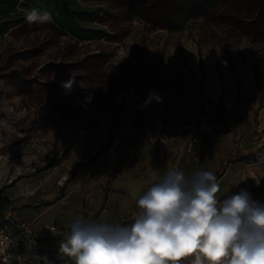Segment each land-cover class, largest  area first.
Segmentation results:
<instances>
[{
    "label": "rangeland",
    "instance_id": "obj_1",
    "mask_svg": "<svg viewBox=\"0 0 264 264\" xmlns=\"http://www.w3.org/2000/svg\"><path fill=\"white\" fill-rule=\"evenodd\" d=\"M83 4L102 6L108 14L94 23L115 32L112 36L118 39L75 44L48 23L0 36V214L13 200L24 199L17 206L27 211L35 202L68 194L62 211L42 214L46 222L39 231L30 220L20 221L29 224L34 246L39 237L65 236L78 215L86 218L82 200L87 194L99 184L110 187L113 175L140 150L174 134L200 151L209 141L219 140L226 148L217 169L220 177L233 164L231 175L241 180L229 181L237 186L232 195L243 189L264 202V186L255 189L264 181V161L250 163L255 152L264 155V26L254 35L248 33L259 16L248 1L232 2L219 13L193 18L172 30L162 16H152L149 22L132 13L120 15L107 0ZM60 65L72 68L59 73ZM114 65L120 66L122 82L117 104L109 107L113 94L104 80ZM152 65L175 67L177 89H126L124 79L132 81ZM88 70L96 75L90 94ZM72 77L79 79L75 97L53 87ZM217 77L219 98L210 84ZM149 93L162 97V102L152 100L145 106ZM205 100L221 101V107ZM202 121L212 124V134L200 132ZM139 138L144 145L137 143ZM48 164L51 167L43 169ZM52 225L57 234L48 231ZM184 261L194 264L195 255L182 257L178 264Z\"/></svg>",
    "mask_w": 264,
    "mask_h": 264
},
{
    "label": "clouds",
    "instance_id": "obj_2",
    "mask_svg": "<svg viewBox=\"0 0 264 264\" xmlns=\"http://www.w3.org/2000/svg\"><path fill=\"white\" fill-rule=\"evenodd\" d=\"M29 25L53 23L50 11L25 9ZM72 77L62 86L70 90ZM162 97L149 93L145 106ZM219 184L209 170L186 176L169 169L138 199L139 211L121 226L77 217L59 246L67 264H178L195 255L194 264H264V202L250 193L217 197ZM43 264H54L46 256Z\"/></svg>",
    "mask_w": 264,
    "mask_h": 264
},
{
    "label": "trees",
    "instance_id": "obj_3",
    "mask_svg": "<svg viewBox=\"0 0 264 264\" xmlns=\"http://www.w3.org/2000/svg\"><path fill=\"white\" fill-rule=\"evenodd\" d=\"M97 1L99 3L106 0H0V36H4L14 30L24 29L30 26L25 20V9L33 7L41 10L50 11L53 15V23L48 25L60 32L64 37H68L72 42L78 44L85 41L101 40L104 38L118 39L112 36L115 32H111L106 27L94 23V19H101L105 13L102 6H87L83 2ZM120 15L132 13L144 20L152 22V16H162L166 22V28L177 29L185 25V23L193 18L205 17L211 13H219L230 3H239L240 0H107ZM250 4L252 12L257 14V18L250 24L249 32L251 35L256 34L259 26H264V0H246ZM151 15V16H149ZM35 24V23H34ZM39 51V50H38ZM37 53V50L34 51ZM143 70L138 78L128 81L125 80L126 89H135L138 93L150 91L154 89L160 90H175L177 89L176 77L178 73L173 66H163ZM71 65L58 66V72L63 70L68 71ZM195 75V72L192 71ZM96 75L93 71H86L85 79L87 82L86 88L89 89L94 82ZM140 78V79H139ZM73 83L70 90L63 88L62 83L68 80H58L53 84V87L68 91L74 97L78 94V87ZM120 66H112V70L104 80V87L111 92V100L107 102L109 107H114L117 104L116 92L121 88ZM83 88V87H81ZM93 91V90H92ZM62 97L60 95L59 100ZM221 101L205 100L204 103L211 104L215 108H220ZM223 111H225L223 109ZM119 110L116 111V114ZM189 123V121H188ZM114 137H111L109 142L113 143ZM255 152L250 157V163L253 165L260 164L264 161V155ZM51 167L50 164L43 169ZM217 180L220 178V173H215ZM264 186V181L255 187L256 191ZM226 197H221L224 199ZM188 264V262L184 263Z\"/></svg>",
    "mask_w": 264,
    "mask_h": 264
},
{
    "label": "crops",
    "instance_id": "obj_4",
    "mask_svg": "<svg viewBox=\"0 0 264 264\" xmlns=\"http://www.w3.org/2000/svg\"><path fill=\"white\" fill-rule=\"evenodd\" d=\"M186 142V138L174 134L167 139L156 138L153 145H150L146 150H140V153L133 157V161H127L126 167L113 175L110 187L104 189L99 184L93 194H87L85 202L82 200L85 205L86 218L121 226L130 225L134 222L133 217L139 211L138 199L148 188L158 183L167 170L179 169L186 176H191L196 169L209 170L215 174L219 168V162L223 158L221 153L226 149L225 146L219 140H211L208 142L209 144L203 146L202 151L197 153L194 150H188L190 145H187ZM137 143L140 146L145 144L142 143L140 138L137 139ZM210 143H213V145ZM214 152L217 160L212 154ZM234 169V165L230 164L225 173L217 180L219 184L218 198L230 196L232 191L236 190V184L232 187L229 182L231 179L234 183L241 181L238 177L234 178L231 175ZM247 169L250 170V175H252L253 170L251 168ZM110 175H112V172H110ZM5 193H9L8 189ZM53 195L56 196L55 193ZM6 198H8V194ZM67 198L68 194H65L57 197L54 201H38L33 203L32 209L29 208L27 211H21L17 206L22 205L21 203L25 202L24 199L13 200L4 206V212L2 215L0 214V220L11 225L28 219L31 227L39 231L46 222L45 219L40 218L42 214L49 210L62 211V207L67 205ZM64 216H66V212ZM63 238L64 236L58 235L53 238H45L46 240L39 237L35 244L40 245L42 251L38 252L33 244L28 248L16 249L11 264H43L39 257L44 256L53 261L54 264H65V261L59 256V246ZM66 260L67 264H74L71 258H66ZM186 262L184 261V263Z\"/></svg>",
    "mask_w": 264,
    "mask_h": 264
},
{
    "label": "built area",
    "instance_id": "obj_5",
    "mask_svg": "<svg viewBox=\"0 0 264 264\" xmlns=\"http://www.w3.org/2000/svg\"><path fill=\"white\" fill-rule=\"evenodd\" d=\"M219 88V87H218ZM221 95V90L219 88L218 98ZM199 130L203 134H212L214 128L212 124L208 121H202ZM188 150H194L195 152H200V147L194 149L192 146L188 147ZM79 217V215L77 216ZM50 234H57V228L52 225L47 227ZM45 236L42 232V237ZM33 240L32 230L27 222H19L17 224H6L0 220V264H11L14 257V252L16 249H24L31 246ZM36 250L42 251L40 245L35 246Z\"/></svg>",
    "mask_w": 264,
    "mask_h": 264
},
{
    "label": "bare ground",
    "instance_id": "obj_6",
    "mask_svg": "<svg viewBox=\"0 0 264 264\" xmlns=\"http://www.w3.org/2000/svg\"><path fill=\"white\" fill-rule=\"evenodd\" d=\"M210 84H211V88H212V90L216 88V82H215V81L212 82V83H210ZM216 89H217V92H215V91L213 90V95H214L215 97H217L218 94H219V88H216Z\"/></svg>",
    "mask_w": 264,
    "mask_h": 264
},
{
    "label": "water",
    "instance_id": "obj_7",
    "mask_svg": "<svg viewBox=\"0 0 264 264\" xmlns=\"http://www.w3.org/2000/svg\"><path fill=\"white\" fill-rule=\"evenodd\" d=\"M207 59H210V58H207ZM211 59H213V58H211ZM218 79H219V78L217 77V78H216V81H215V82H216V88H218ZM216 88L213 89L215 92H217V89H216Z\"/></svg>",
    "mask_w": 264,
    "mask_h": 264
}]
</instances>
